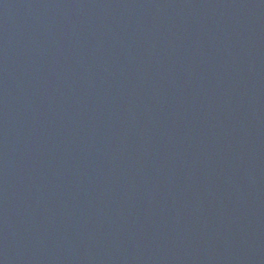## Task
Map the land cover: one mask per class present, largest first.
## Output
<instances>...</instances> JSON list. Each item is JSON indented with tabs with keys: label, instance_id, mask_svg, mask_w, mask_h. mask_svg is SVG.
<instances>
[{
	"label": "water",
	"instance_id": "1",
	"mask_svg": "<svg viewBox=\"0 0 264 264\" xmlns=\"http://www.w3.org/2000/svg\"><path fill=\"white\" fill-rule=\"evenodd\" d=\"M92 264H264V0H67Z\"/></svg>",
	"mask_w": 264,
	"mask_h": 264
}]
</instances>
